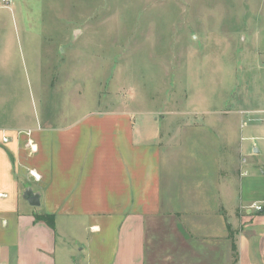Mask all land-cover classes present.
<instances>
[{"label": "crops", "instance_id": "crops-1", "mask_svg": "<svg viewBox=\"0 0 264 264\" xmlns=\"http://www.w3.org/2000/svg\"><path fill=\"white\" fill-rule=\"evenodd\" d=\"M131 113L0 127V264L7 247L15 264H264V214L245 208L264 202V126L238 117L223 137L208 121L162 136L155 112Z\"/></svg>", "mask_w": 264, "mask_h": 264}, {"label": "rangeland", "instance_id": "rangeland-1", "mask_svg": "<svg viewBox=\"0 0 264 264\" xmlns=\"http://www.w3.org/2000/svg\"><path fill=\"white\" fill-rule=\"evenodd\" d=\"M261 108L264 0L0 7V127L66 126L124 110L135 122L155 112L162 136L167 127L206 121L222 136L225 121L242 119L235 113ZM17 249L4 250L3 264H15Z\"/></svg>", "mask_w": 264, "mask_h": 264}, {"label": "built area", "instance_id": "built-area-1", "mask_svg": "<svg viewBox=\"0 0 264 264\" xmlns=\"http://www.w3.org/2000/svg\"><path fill=\"white\" fill-rule=\"evenodd\" d=\"M12 0H0V7L7 8L9 7ZM242 117L240 127L244 128L249 124L259 123L262 126H264V109L261 110H248V111H242L239 113ZM27 135H30V132H27ZM2 142H7V138L3 137ZM242 176L246 175V172L242 171ZM35 180H37V177H33ZM247 210H250L254 213L258 214H264V202H258V203H252L248 207H245Z\"/></svg>", "mask_w": 264, "mask_h": 264}, {"label": "trees", "instance_id": "trees-1", "mask_svg": "<svg viewBox=\"0 0 264 264\" xmlns=\"http://www.w3.org/2000/svg\"><path fill=\"white\" fill-rule=\"evenodd\" d=\"M37 222H43L49 228H51V229L54 228V218L52 216H49V215H42V216L35 215L34 216V223H37ZM233 249H234V247H233Z\"/></svg>", "mask_w": 264, "mask_h": 264}, {"label": "water", "instance_id": "water-1", "mask_svg": "<svg viewBox=\"0 0 264 264\" xmlns=\"http://www.w3.org/2000/svg\"><path fill=\"white\" fill-rule=\"evenodd\" d=\"M255 153H257V150H254ZM26 198V197H25ZM27 203L31 207H38L39 206V201H38V196L34 195L33 193L27 196L26 198Z\"/></svg>", "mask_w": 264, "mask_h": 264}]
</instances>
